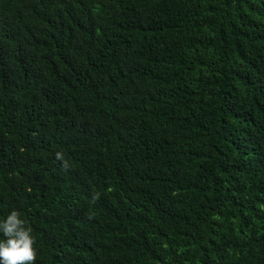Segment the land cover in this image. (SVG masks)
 I'll list each match as a JSON object with an SVG mask.
<instances>
[{
	"label": "trees",
	"instance_id": "16d2710c",
	"mask_svg": "<svg viewBox=\"0 0 264 264\" xmlns=\"http://www.w3.org/2000/svg\"><path fill=\"white\" fill-rule=\"evenodd\" d=\"M35 264H264V0H0V216Z\"/></svg>",
	"mask_w": 264,
	"mask_h": 264
},
{
	"label": "clouds",
	"instance_id": "9594fccd",
	"mask_svg": "<svg viewBox=\"0 0 264 264\" xmlns=\"http://www.w3.org/2000/svg\"><path fill=\"white\" fill-rule=\"evenodd\" d=\"M33 230L15 209L0 216V264H35Z\"/></svg>",
	"mask_w": 264,
	"mask_h": 264
}]
</instances>
